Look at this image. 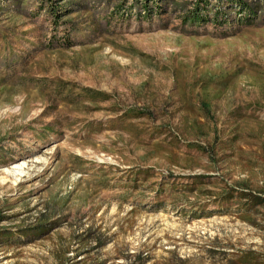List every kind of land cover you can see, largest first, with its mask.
<instances>
[{
    "label": "rangeland",
    "instance_id": "374dc122",
    "mask_svg": "<svg viewBox=\"0 0 264 264\" xmlns=\"http://www.w3.org/2000/svg\"><path fill=\"white\" fill-rule=\"evenodd\" d=\"M0 264H264V0H0Z\"/></svg>",
    "mask_w": 264,
    "mask_h": 264
},
{
    "label": "trees",
    "instance_id": "16d2710c",
    "mask_svg": "<svg viewBox=\"0 0 264 264\" xmlns=\"http://www.w3.org/2000/svg\"><path fill=\"white\" fill-rule=\"evenodd\" d=\"M200 1H206V0H200ZM185 18L188 19L187 22L191 24H195V23L198 24L201 20H203V13L201 9H198L192 12L190 15H187Z\"/></svg>",
    "mask_w": 264,
    "mask_h": 264
},
{
    "label": "bare ground",
    "instance_id": "6f19581e",
    "mask_svg": "<svg viewBox=\"0 0 264 264\" xmlns=\"http://www.w3.org/2000/svg\"><path fill=\"white\" fill-rule=\"evenodd\" d=\"M15 169V168H14ZM11 175H13L12 173H11Z\"/></svg>",
    "mask_w": 264,
    "mask_h": 264
}]
</instances>
